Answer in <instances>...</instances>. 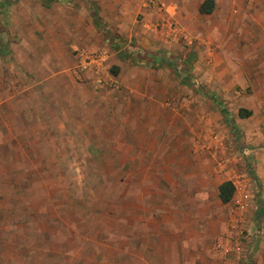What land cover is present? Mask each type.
<instances>
[{"label": "rangeland", "instance_id": "obj_1", "mask_svg": "<svg viewBox=\"0 0 264 264\" xmlns=\"http://www.w3.org/2000/svg\"><path fill=\"white\" fill-rule=\"evenodd\" d=\"M144 7L157 15L174 5L0 0L8 13L0 24V138L12 141L0 145V264L135 263L124 252L126 240L112 236V221L114 214H126L127 188L135 198L142 175L145 183L151 178L158 184L160 168L166 189L177 200L183 197V235L195 234L188 220L196 213L200 232L214 237L205 243L208 250L228 255L242 250L238 241L230 245L232 237H251L249 264L254 246L263 247L264 186L241 151L245 134L235 119H244L246 110L230 91L236 73L226 61L247 79L232 86L236 95L252 98L264 87V0L221 2L208 21L213 27L206 33L190 28L189 34L171 33L175 26L157 25L156 17L149 29ZM46 89L54 95L44 101L53 100L56 122L64 115L71 128L55 124L49 161L15 140L12 129L30 125L24 114L36 111L38 101L31 91ZM4 90L11 97H2ZM194 149L198 160L191 158ZM154 153L158 158L152 159L161 160L154 162L157 173L143 172ZM226 179L234 193L224 205L217 187ZM196 189L199 208L192 211L184 193ZM245 221H254L253 228L244 229ZM117 229L125 237L126 224ZM140 244L132 242V248L142 249ZM203 244L199 240L200 249Z\"/></svg>", "mask_w": 264, "mask_h": 264}, {"label": "crops", "instance_id": "obj_2", "mask_svg": "<svg viewBox=\"0 0 264 264\" xmlns=\"http://www.w3.org/2000/svg\"><path fill=\"white\" fill-rule=\"evenodd\" d=\"M170 2L174 5L173 8L169 7L166 13H157V15L152 14L150 9L147 7L143 8V13L145 18H148L149 21L147 23V27L149 29H153L154 23L152 20L154 18H158V23L161 25H170L173 24L175 27L173 30L169 28L171 33L176 32L177 30L187 32L191 28L198 27L202 30V33H206V29L212 28L213 25L208 24V21L214 17V9L218 7L221 2L226 0H211L213 1V11L211 14L204 15L199 12L200 5L206 0H161ZM142 2V1H140ZM140 2L137 4V7L140 9ZM145 6V4H144ZM8 15L7 11L0 9V24L3 23V18ZM224 20L219 23L220 31L224 32ZM163 25V26H164ZM215 26V25H214ZM216 29V28H215ZM213 30V29H212ZM164 30H162L163 33ZM216 31V30H215ZM168 34L167 31H165ZM197 33H200L199 31ZM152 34V33H151ZM161 34V33H160ZM155 34H152V38H155ZM148 42H144L142 45L146 46ZM149 44V43H148ZM0 59V63H1ZM227 64L229 69H232L233 72L236 73V77L231 80L230 83V91L231 93L238 98V103L240 102V108H243L249 114L244 118H236L235 123L240 130H244L245 137L242 138L240 142V146H242L241 151L245 155V158L250 162L253 161L255 164V168L257 170L258 175L260 176L261 184L264 186V128L259 127V123L263 119L264 115V87L256 88L254 90L252 98L257 99L253 101L252 98L243 99L240 97L241 95H236L237 92L232 89V86H243L246 84V78L244 77V73H242V69L236 64L232 63L230 59H227ZM228 73V72H227ZM232 72H229V74ZM227 90V89H222ZM234 91V92H233ZM31 98H37L38 101L34 103L35 108L33 112H28L24 114V121L28 122L26 128L20 124H16L14 128L16 138L15 140H20L22 146L31 145L32 153L34 155L41 154L47 161L53 159V157L49 158L50 154L53 156L55 146L54 143V135L52 131L56 129V123H58L57 128L60 130L71 129L69 124L66 125V121L59 119L56 122L55 113L52 109L54 107L53 100H45L49 99V97H53L51 95V91L46 89L45 91L41 90L40 92L31 91ZM235 93V94H234ZM230 94L228 91L225 93L226 96ZM16 97H21V95H14ZM2 97H11V94L8 95L4 90V94ZM260 99V100H258ZM238 110H234L235 113ZM16 117H19V113H15ZM67 120V119H66ZM84 123V122H83ZM129 126V125H125ZM78 127L77 125L75 126ZM11 128V127H10ZM122 128V127H120ZM23 129H29L30 135L28 136V131H24ZM11 129H9L10 131ZM21 135V137H20ZM0 138V145L8 144L12 142L10 139ZM18 137V139H17ZM19 145V142H17ZM190 145H195V143H191ZM51 146L52 150L49 151L48 147ZM159 154V153H158ZM158 154H152L151 160L143 159L145 162H149L148 165L143 167V172H153V174L157 173L155 170L156 166L154 162L158 161V165H160L161 160L152 159V157H157ZM249 154V159H248ZM177 157V155H174ZM195 156L198 160V152L194 149V154H191V158ZM158 158V157H157ZM195 158V160H196ZM133 158H130L132 160ZM129 162V160L127 161ZM194 165L195 171H197L198 161L195 162ZM154 165V166H153ZM125 166V165H123ZM193 166V164H192ZM127 169V168H126ZM162 169H159V175L161 176ZM133 173L129 172V177H131ZM151 176V174H149ZM159 176L158 184L152 183L148 179V184L145 183V178H147L146 174L142 175V181L139 182L143 184L141 186V190L137 191V196L132 199V192L130 188H127V199H126V214L124 215V211L114 214V221H112V236L116 237L119 240H126V256L130 258H137L136 262L133 264H204L203 261L210 262V264H247V256H246V243L252 242L251 237L244 236L241 239L237 237L234 241L233 237L230 245L236 244L235 242H240L242 246L241 251H237V249H232L227 255H223L221 252H214L212 250H208L206 248V244L209 240H212L214 237L207 236L205 232H200V223L198 217H196V213L190 215V230H192L193 226L195 229V234H182V222L187 221L186 219L181 218V214H183L184 207L182 201L183 197L180 200L175 199V195L170 191H168L166 184L164 183L163 178ZM227 181V179L225 180ZM174 196L173 198L168 197V195ZM264 193V192H263ZM180 195V193H177ZM218 194V192H217ZM183 195V193H182ZM185 199L187 200V204H189L190 210L198 211L199 208V192L196 189L195 193L191 191L189 196L184 193ZM218 196V195H217ZM181 197V196H180ZM264 197V195H263ZM233 199V197H232ZM231 199V200H232ZM229 204V203H227ZM225 205V204H224ZM124 210V207L121 208ZM125 220V221H124ZM126 224V233L125 237L119 233V226ZM254 225V221H245L244 229L248 228V230L252 229ZM115 229L116 232H115ZM121 234V235H120ZM255 237L257 234H254ZM228 237H231L228 235ZM140 241V247L142 249L132 248V242ZM199 240L204 243L200 249L198 242ZM254 241V240H253ZM194 242V243H193ZM233 242V243H232ZM257 242V241H254ZM170 243V244H169ZM190 243V244H189ZM263 247L260 248V245L254 246V251L251 256H249V264H264V244ZM118 251L112 250V253H116ZM155 259V260H154ZM205 259V260H204ZM142 260V261H141ZM155 263H151L152 261Z\"/></svg>", "mask_w": 264, "mask_h": 264}, {"label": "trees", "instance_id": "obj_3", "mask_svg": "<svg viewBox=\"0 0 264 264\" xmlns=\"http://www.w3.org/2000/svg\"><path fill=\"white\" fill-rule=\"evenodd\" d=\"M48 1H50V0H43L44 4H47ZM212 11H213V1H211V0L204 1L199 7V12L201 14H204V15L211 14ZM161 65L165 66L166 64L163 63ZM248 114L249 113L246 112L245 116H247ZM242 115H243V113H241V110H240L239 117H241ZM217 190H218V198L222 204H227L231 201V199L233 197V193H234V185L230 181L222 182L217 187Z\"/></svg>", "mask_w": 264, "mask_h": 264}]
</instances>
